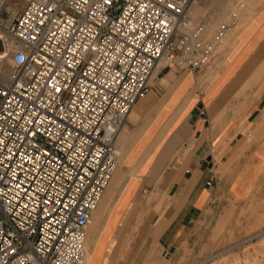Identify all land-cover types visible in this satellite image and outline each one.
Wrapping results in <instances>:
<instances>
[{
	"label": "built area",
	"instance_id": "obj_1",
	"mask_svg": "<svg viewBox=\"0 0 264 264\" xmlns=\"http://www.w3.org/2000/svg\"><path fill=\"white\" fill-rule=\"evenodd\" d=\"M192 1L0 0V264H88L116 137L154 67L210 52Z\"/></svg>",
	"mask_w": 264,
	"mask_h": 264
},
{
	"label": "crops",
	"instance_id": "obj_2",
	"mask_svg": "<svg viewBox=\"0 0 264 264\" xmlns=\"http://www.w3.org/2000/svg\"><path fill=\"white\" fill-rule=\"evenodd\" d=\"M211 3L199 17L221 31L209 64L170 68L169 85L135 102L116 139L119 162L92 213L97 264H133L118 238L141 220L169 264H182L248 235L264 205V0Z\"/></svg>",
	"mask_w": 264,
	"mask_h": 264
},
{
	"label": "rangeland",
	"instance_id": "obj_3",
	"mask_svg": "<svg viewBox=\"0 0 264 264\" xmlns=\"http://www.w3.org/2000/svg\"><path fill=\"white\" fill-rule=\"evenodd\" d=\"M211 1L213 0H198L199 7L197 10V14L195 13V16L198 15V17L194 16L192 18L191 20L192 25L195 26V24L196 25L201 24L199 17L204 12L206 13L210 12V8L212 5ZM209 21L206 22L208 25L207 30L205 31L204 28V30L200 31L201 34H199L196 37L200 41H207V42L209 41L211 43L212 49L208 53L206 59H204V61L199 66L196 67L182 66V65L170 66V65H163L164 63H161V66L159 67L161 70L158 68L157 70L160 71L159 72L157 71L149 81V88L147 90L148 92L150 91V88H152L157 93L158 91L159 93L162 92L164 87L166 85L167 86L169 85L168 78L166 79L167 81H164L162 78L166 75L168 76V74H171L172 69H175V72L177 70L181 71L184 69H186L187 71L199 70L204 65L209 64L210 55L218 39V37L215 36L216 35L215 33L217 31L213 32L214 31L213 28L219 26V24L217 23L212 24V22ZM11 69H12V63L10 59H7L6 61L3 60L0 61L1 72L3 71V73L8 74L9 76ZM209 76L212 77L213 76L212 73H209ZM0 80L3 81L1 78ZM199 80L201 79L199 78ZM132 114L133 111L130 112V116ZM124 128L125 125L123 126V129ZM115 147H116L117 159H118L120 154L119 153L120 147L119 146H115ZM253 216H254V223L251 226V229L247 231L248 235H245L240 238H234L233 240L219 239L220 243H224L227 240L229 241H227L225 245L219 247L218 249L212 251L211 253L184 255L185 259L183 260L182 264H264V233L248 238L249 235L255 233L264 226V205L258 206L257 212L253 214ZM131 224H132L131 228L125 231L124 235L121 234V236L118 239L119 241H121L120 247L123 246L126 242L128 245L131 246L132 249L131 253L134 259L133 264H169L170 263L168 258L169 254L162 253L158 248L154 247L152 244L153 243L152 238L147 237L146 227L148 226V222L145 220H141ZM105 261L106 259H104L103 257L102 264H110V262L108 261L105 262Z\"/></svg>",
	"mask_w": 264,
	"mask_h": 264
},
{
	"label": "bare ground",
	"instance_id": "obj_4",
	"mask_svg": "<svg viewBox=\"0 0 264 264\" xmlns=\"http://www.w3.org/2000/svg\"><path fill=\"white\" fill-rule=\"evenodd\" d=\"M189 13H190V16H192V18L195 16V13H196V1L193 0L192 3L190 4V8H189ZM191 18V20H192ZM204 21V20H203ZM202 30H204L205 28V31L207 30V23L202 25ZM201 34V32L199 33ZM217 34V32L215 33ZM216 36V35H215ZM212 49V46L210 48V51ZM1 56V55H0ZM3 60L0 58V61ZM7 59L3 60V61H6ZM161 63H164L162 60H160L157 65L154 67L150 77H149V81L151 80V78L155 75L157 69H158V66L161 64ZM0 78L3 80V81H6L8 80L9 76L8 74H5L3 73V71L1 72L0 71ZM132 111V110H131ZM130 111V112H131ZM130 112L128 113V115H130ZM124 126V125H123ZM123 126L122 128L120 129L117 137L119 136L120 132L122 131L123 129ZM116 137V139H117ZM116 144V142H115ZM117 152V151H116ZM119 160L117 159L116 161V165L114 167V170L115 168L117 167V164H118ZM212 167V166H211ZM213 169V168H212ZM113 170V171H114ZM92 220V221H91ZM90 224L88 223L87 227H86V236H85V239H84V248H85V253H86V261L88 264H97V260H98V253H97V246L96 244L94 243L95 242V238H96V233L98 232V228H99V222H96L95 220V215L91 216V219H90ZM89 227V228H88ZM88 230V231H87ZM95 244V245H94ZM100 245V243H99ZM131 257V256H130Z\"/></svg>",
	"mask_w": 264,
	"mask_h": 264
}]
</instances>
